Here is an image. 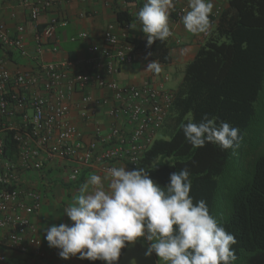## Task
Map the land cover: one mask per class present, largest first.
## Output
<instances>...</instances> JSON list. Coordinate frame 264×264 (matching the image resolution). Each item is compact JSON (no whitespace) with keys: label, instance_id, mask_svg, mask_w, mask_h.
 Wrapping results in <instances>:
<instances>
[{"label":"built area","instance_id":"built-area-1","mask_svg":"<svg viewBox=\"0 0 264 264\" xmlns=\"http://www.w3.org/2000/svg\"><path fill=\"white\" fill-rule=\"evenodd\" d=\"M60 1L33 3L31 19L38 21ZM184 1L174 0L176 20H181L187 10ZM18 2L26 5L28 0ZM219 14L216 11L210 17L211 27L202 34L204 39L210 36ZM129 24L107 25L98 57L45 61L42 59L45 46L59 27L67 25L66 20L52 17L35 32L33 55L27 47L25 25H17L12 35L0 22V264H8L5 250L35 257L46 255L31 218L43 204V194L28 181L31 173L43 172L48 165L61 160L68 169L66 180L76 182L86 168H98L105 173L106 169L123 163L136 166L155 140L173 94L150 79L141 84H122L115 78L119 65L133 63L141 51L126 40L133 30ZM88 37L87 32H80L72 41ZM141 40L147 42L146 35ZM52 50L57 52L58 48L54 46ZM96 50L89 48L91 53ZM8 51L23 58H39L36 67L10 69ZM164 79L167 81L168 75ZM92 89L101 91L102 96L94 98ZM77 93H82L79 118L93 125L90 135L71 118ZM94 103L107 107L110 120L107 128L96 121ZM7 133L12 134L18 147L14 158L5 155Z\"/></svg>","mask_w":264,"mask_h":264},{"label":"trees","instance_id":"trees-1","mask_svg":"<svg viewBox=\"0 0 264 264\" xmlns=\"http://www.w3.org/2000/svg\"><path fill=\"white\" fill-rule=\"evenodd\" d=\"M115 15L120 26L139 23L127 9L116 7ZM130 34L126 40L152 60L170 63L168 40L149 48L134 30ZM172 94L151 146L136 166L123 164L130 170L146 168L161 187L169 184L171 173L188 168L194 202L205 200L210 214L236 238L233 264H264V0L227 1ZM204 114L240 129L243 142L235 152L210 143L195 148L186 141L182 126L199 123ZM5 139V155L14 158L17 144L11 133ZM84 264L105 262L86 259Z\"/></svg>","mask_w":264,"mask_h":264},{"label":"clouds","instance_id":"clouds-1","mask_svg":"<svg viewBox=\"0 0 264 264\" xmlns=\"http://www.w3.org/2000/svg\"><path fill=\"white\" fill-rule=\"evenodd\" d=\"M213 7L212 0H188L189 10L181 18L186 31L206 34ZM173 8L174 0H146L139 10L147 47L173 35L169 26ZM128 27L134 30L137 25ZM145 71L159 74V62H150ZM182 129L195 148L210 143L235 152L243 142L238 127L224 121L217 124L208 114L199 123L190 120ZM191 189L188 168L171 173L169 184L161 187L144 167L129 171L122 165L113 166L103 176L90 174L74 201L64 208L73 223L46 228L45 238L64 260L78 257L117 264L122 249L143 239L147 242L145 256L155 253L164 264H233L237 259L232 248L237 243L235 236L210 214L205 200L194 202Z\"/></svg>","mask_w":264,"mask_h":264},{"label":"crops","instance_id":"crops-1","mask_svg":"<svg viewBox=\"0 0 264 264\" xmlns=\"http://www.w3.org/2000/svg\"><path fill=\"white\" fill-rule=\"evenodd\" d=\"M39 0H28L26 5H21L18 0H0V22L6 25L8 31L14 35L17 25H25L27 29L26 41L30 53L34 54L35 47V32L41 29L45 23L52 17H58L67 21V25L59 27L52 41L45 46V52L42 57L45 61H63L70 59L73 61H84L91 57H98L99 50L103 46V34L109 23H116L115 8L121 7L127 9L130 13L137 15L139 10L144 6L146 0H104L89 1L83 3L80 0H61L60 4L54 7L51 11L42 14L38 21H34L30 17V8L33 3ZM228 0H212L214 14L216 11H221L227 6ZM188 9V0L184 1ZM210 15V17L212 16ZM136 23V22H134ZM134 29L140 39H143L145 34L141 30V24L136 23ZM169 26L173 35L168 39L170 63H160L161 72L155 74L150 71H145L147 65L155 60H152L149 54L143 50L137 52L134 62L136 67L122 69L119 65V72L115 78L122 84H141L145 80L150 79L152 83L158 87L164 88V77L166 75L173 76L170 71V66H177L182 62L188 63L191 61L201 43L204 41L202 34L193 35L186 31L182 19L176 20L174 10H170ZM80 32H87L88 39L72 41V37ZM56 46L57 52H53L52 48ZM90 47H96V52L91 53ZM9 55L8 66L12 70H29L36 67L38 59L34 57H20L16 52L11 51ZM166 90V89H165ZM174 92L175 90H169ZM91 94L94 98L102 96V92L97 89H92ZM82 93L75 95V100L72 107L71 118L79 125L83 132L90 135L93 130L92 124H86L79 118V100ZM92 108L95 111L96 121L104 128L109 126V118L107 117V107L103 105L93 104ZM122 166L130 169L126 164ZM68 169L65 163L61 160L48 165L47 169L40 173H31L28 181L32 186L43 194V204L41 209L32 215V222L37 228V235L43 241V246L46 255L44 257H35L23 255L14 251L5 250L8 264H84L86 259L81 260L78 257H72L69 260H64L59 256V249L51 248L46 240L45 229L52 225L66 223L71 225L73 222L64 214V208L70 205L74 198L79 194L80 187L87 181L90 174H98L103 176L105 173L98 168H86L76 182H68L65 174ZM14 260V262H13Z\"/></svg>","mask_w":264,"mask_h":264},{"label":"rangeland","instance_id":"rangeland-1","mask_svg":"<svg viewBox=\"0 0 264 264\" xmlns=\"http://www.w3.org/2000/svg\"><path fill=\"white\" fill-rule=\"evenodd\" d=\"M187 64L188 63L182 62L177 66H170V71L173 72V76H170V79L168 81H164V88L166 90H176L183 79L184 70ZM122 66L123 70H126L128 68L131 69L136 67V62H133L131 64H123ZM261 126H264V118L261 121ZM146 249L147 242L145 241H137L135 245H128L127 251L124 254L120 264H164L163 261H159V257H157L155 253H153L151 257H146Z\"/></svg>","mask_w":264,"mask_h":264}]
</instances>
